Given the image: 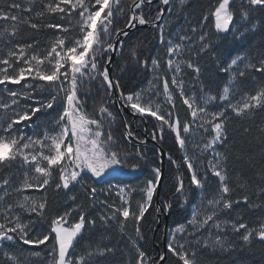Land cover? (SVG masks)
<instances>
[{
    "label": "snow or ice",
    "instance_id": "1",
    "mask_svg": "<svg viewBox=\"0 0 264 264\" xmlns=\"http://www.w3.org/2000/svg\"><path fill=\"white\" fill-rule=\"evenodd\" d=\"M180 2L183 3V0H180ZM245 2L248 8L264 7V0H241L239 16L242 23L236 28V32L239 33L238 36H234L236 39L243 38L248 31H255V25L249 27L250 13L244 7ZM162 3L169 5L170 0H162ZM234 3L235 0H217L214 10L210 13L214 17L215 29L218 33L227 35L233 30L236 16L232 9ZM151 4L152 0H132L130 5L131 15L125 27L134 26V22L140 25L150 23L146 19L143 7ZM120 5L121 0H87V2L86 0H55L54 3L49 2L44 6L46 12L60 13L62 14L61 19L65 15L71 16L73 12L78 13L79 19L76 28L79 35L70 41L67 37L56 38L43 56L27 54V50L31 49L33 44H16L13 46L15 50L9 49L7 54L0 58V65H3V67H0V85L4 86L3 91L7 92L12 98L10 103L0 101V109L4 112L9 110L12 112V115L7 118L0 115V170L12 168L17 164H19V168L23 169L22 182L17 187L12 188L11 191L9 190L12 183L10 177L0 181V191L3 193L0 195V216L5 221V223H0V241L11 242L19 239L24 244L31 245L45 244L51 238L55 241V246L53 248L54 259L50 264H94L97 257H104L113 249L110 247L97 248L82 255L76 254L78 238L82 237L86 225L94 227L96 220L88 218L82 206L75 203L77 199L75 195L69 196L73 206L69 207L63 214H59L50 220V233L36 239L29 237L30 224L21 223L20 215L13 213L15 208H19L29 215L34 213L43 219L47 207L46 197L41 201H37L31 196L25 195L22 200L16 201L15 205L7 203L6 198L11 196L12 192L23 193L25 190L33 188L46 192L47 188L53 184L55 191L68 193L77 185H82L84 176L87 174L100 179L110 171L116 172L129 168L131 154L121 148L110 130L108 132L104 131V120L110 118L109 123H111V120H114L113 113L104 104H101L98 109V117L89 116L85 111L84 93L81 92L82 86L98 78L101 81V87L104 88L109 97L112 96L114 90L120 88L119 80L114 81L111 78L109 68L101 65L103 55L109 51H114L116 48L113 37L118 39L120 35L127 36L126 31L114 27L116 16L125 13V9ZM14 10H21V5L11 3L7 6V9L0 8V20L12 22L11 29L5 27L0 30V40H3L6 44L11 43V40L6 39V37L17 35L19 31L16 26L17 23L27 24L31 29L38 30L40 27L37 23H33L30 17L21 19V17L12 14ZM23 11L31 12L32 8L29 7L23 9ZM44 15L45 11L36 12L37 17H43ZM161 16L162 12L158 13L156 19L159 20ZM207 19L208 16H205L204 20ZM155 26L160 31L159 42L164 44V29L159 24ZM46 27L62 29L64 32L70 30L62 25L52 23L47 24ZM192 31L195 32L196 29L193 28ZM194 43L192 38L187 35L180 36L178 42H173L171 39L167 41L169 57L167 67L172 71L171 84L179 89L183 104L190 111L191 122L186 121L182 124L179 116H174L172 111L162 112L159 104L154 105L151 96L149 99L144 100L139 92L126 95L120 92L116 100L122 101L124 106L130 107L141 116L154 117L161 122L158 133L154 132L152 135L153 139H157L158 135L160 139H163L164 126H167V129L175 134V141L180 149L185 152L187 151L188 136L182 135V133L190 134L193 131V125L197 130L202 129L205 133H214L207 142L194 144V148L198 149L197 156L203 155L209 150L213 154L206 171L203 173L197 171L196 157L184 155L183 163L191 174V185L200 189L201 192L204 189L209 172L218 178L220 185L219 198L208 200V205L214 210L210 214L204 215L203 219L199 218L202 215L199 210L193 212L189 221L192 231L189 232L184 226H180L175 230L177 233L192 238L189 243L204 248L223 249L227 244L221 235H216L212 239L211 232H209L208 237L203 238V243H201V236H198L197 233H200L206 227L215 228L218 232L230 227L231 231L235 233H240L243 229L245 234L242 235L241 239L244 243H250L254 234L256 238L264 242V223L258 229H248L245 223L232 220L221 221L217 218L220 212L232 209L233 204H238L240 201L228 199L232 191L228 183V157L216 151L217 146H224L228 140L227 122L229 118L226 113L229 110L236 117H243L264 108V86H261L255 94L244 93L236 103H232V99H235L241 91L237 76L239 78L245 77L249 69L264 74V59L256 64L247 60L244 56H237L231 60L227 68H221V71L229 72L235 66L236 71L232 73L228 84L223 88V92L218 98L219 101L224 102L220 110L209 111L208 105L217 100L216 96L203 94L199 98L196 96L188 97L183 89V81L177 80V74L181 72V64L185 63L180 57L184 55L186 50L191 51V46ZM199 45L200 50L197 55L211 48L212 45L208 41L207 33L199 36ZM131 55L135 57V51ZM110 62L111 58L109 57ZM21 63L23 66L16 68V65ZM151 63L153 66L159 67L156 59H152ZM45 64L49 67L45 68ZM240 64L244 65L243 69L239 68ZM146 65L147 61H144L142 66ZM186 66L193 69L197 74L200 73V68L194 66L191 62H187ZM10 69L12 70L11 74ZM29 78L33 82H29ZM157 79L163 80L164 93L174 109L175 104L172 103V97L169 93V81L163 77H157ZM22 81H24V84L21 85ZM9 84L21 85L29 91L25 93L10 91L7 87ZM201 91L203 92V90ZM35 93L46 94V99H36ZM154 95H158V93H154ZM22 99H31L36 106L28 105L26 106L28 110L20 111L19 105ZM116 100H110L109 102L116 103ZM13 106L17 107L13 108ZM213 107H215L214 104ZM57 108L58 118L45 125L41 133L26 135L16 127L23 122L32 120L36 113L57 110ZM131 135L132 133L128 132L125 139ZM141 143L144 142L141 141ZM140 155L137 152V156ZM169 159L171 160V157ZM172 162L176 163L174 160ZM139 167V164H132L131 170L135 171ZM152 171L154 179L149 180L147 186L143 189L146 200L138 206V212L132 211L129 202L123 197H121L123 201L121 207L108 204L107 200L99 201L101 205L112 209L111 215L105 213L100 216L102 224L106 226L109 221H115L118 213L119 216L123 217V221L120 222V228L123 231L124 222L131 217L137 225L135 228L136 235L140 236L139 222L151 206L154 192L161 179L160 168H154ZM183 188L184 184L181 179L176 191L183 195ZM86 191L88 198L96 201L97 188L91 186ZM123 191L124 189L119 190V192ZM260 194H264V188L260 189ZM243 200L247 203L249 197L244 196ZM185 203H187V198H185ZM165 206L171 207L168 203ZM73 213L78 215L75 222H71L69 219L73 216ZM210 221L212 222L211 225L209 224ZM131 243L137 253L136 264H144L145 252L140 250L134 240ZM227 246L231 247V245ZM167 250L173 256L178 257L182 264H197L196 252H189L185 243L175 241V236L173 241L168 243ZM164 259L165 257L161 255L160 260L163 261ZM9 260L13 264H18V260L14 256L9 257Z\"/></svg>",
    "mask_w": 264,
    "mask_h": 264
},
{
    "label": "trees",
    "instance_id": "2",
    "mask_svg": "<svg viewBox=\"0 0 264 264\" xmlns=\"http://www.w3.org/2000/svg\"><path fill=\"white\" fill-rule=\"evenodd\" d=\"M183 1L186 2L181 5L180 0H170V4L165 5V15L159 25L164 29L165 40L187 35L195 42L191 46L189 58L194 66L200 68V73L193 72L194 80L200 85V87H197L203 90V93L217 97L214 102L215 107L213 105L210 107L212 110L218 111L222 105L218 98L222 94L223 88L228 84L232 73L236 71L235 66L229 72L221 71V68H227L231 60L237 56H244L247 60L256 64H259V61L264 59V7L248 8V5L244 6L250 13L249 27L255 25V31H248L243 38L236 39L234 36L239 35L236 32V28L242 23L239 16L241 8V4L238 3L239 0H235L232 5V9L236 13L235 23L233 30L227 35L217 32L214 26V17L210 15L217 4V0ZM49 2L54 3L55 0H0V8L3 9H7V6L11 3H19L21 10H14L12 14L21 17V19L30 17L33 23L40 25L37 30L31 29L27 24L17 23L16 26L19 29L17 35L15 37H6V39L11 40V43L6 44L3 40H0V58H3L9 49L15 50L13 46L16 44H33V47L27 50V54L43 56L56 38L67 37L68 41L72 39L73 35L78 32L76 28L77 20L79 19L78 13L73 12L71 16L65 15L61 19L62 14L60 13L46 12L44 6ZM131 4L132 0H121L120 6L125 9V13L116 16L114 21L115 28H125ZM29 7L32 8L31 12L23 11V9ZM38 11H45V15L37 17L36 12ZM143 11L146 19L153 23L157 20L158 13H160V3L156 2L144 6ZM205 16H208L206 21L204 20ZM49 23L59 24L70 30L64 32L62 29L48 28L46 25ZM5 27L11 29L12 22L0 20V30ZM193 28L196 29L195 32L192 31ZM203 33H207L208 41L212 46L208 51L197 55L200 50L199 36ZM159 38L160 31L158 28L139 29L127 37L121 53L114 61L112 70L113 79L119 80L120 83V88L117 89L119 94L120 92L125 95L137 93L147 85L151 77V61L157 57L161 50ZM133 51L136 53L135 57L131 55ZM108 58V53L103 55L101 59L102 67L105 66ZM144 61H147L146 66H142ZM16 68H19V66L16 65ZM239 68L243 69L244 65L240 64ZM9 72L11 74L12 70L10 69ZM237 79L241 91L235 99H232V102H237L244 93L255 94L261 86H264V74L257 73L251 69L246 72L245 77L239 78L237 76ZM29 82L33 81L29 78ZM22 84H24V81L21 82ZM21 85L9 84L7 87L10 91L18 93L29 91ZM3 88L4 86L0 85V99H6L7 102L9 96L3 91ZM81 92L84 93L83 98L86 100L85 111L91 117H98V109L101 104H104L113 113L114 120H111V123H109L110 118L104 120V131L108 132L110 130L121 148L131 154L129 157V168L121 170L122 173L118 175L108 176L100 180L87 174L84 176V183L77 185L68 193L55 191L53 184L47 188L46 192L34 188L18 194L12 192V195L8 196L6 201L15 205L17 195L21 194L36 198L38 201L46 197L47 207L43 219L34 213L31 215L27 212L23 214V219H26L24 222L31 226L29 237L36 239L50 233V220L72 207L73 202L69 200V196L75 195L77 197L75 203L82 206L88 218L96 220L95 226L86 225L82 237L78 238L76 242L77 255L85 254L87 251H93L97 248L110 247L113 251L104 257H97L94 264H136L137 253L131 243L134 240L140 250L145 252L144 259L150 263L151 259L157 257L153 261V264H157L160 256L163 255L162 242L165 226L167 225L168 229H174L186 225L190 219L191 206L199 202H196L199 196L198 191L191 185L190 173L183 163L182 151L175 141L173 133L167 129V126H164L163 139H160L158 135L156 140L168 152L171 159L176 161L174 164L166 162L163 186L160 191V204L164 212L167 209L170 210L166 223L163 212H161V218L156 216L155 196L153 195L151 206L145 213L144 218L139 222V237L135 231L136 222L131 217L124 222L123 231L120 228V222L123 221V217L119 216L118 213L117 219L109 221L108 225L105 226L100 221V216L105 213L111 215L112 209L101 205L99 201L107 200L108 204L121 207L120 196L116 193L119 188H123L127 190V201L131 210L138 212V206L146 200L143 189L147 186V181L151 179L152 169L159 168L160 164L158 156L150 147L138 149L134 144L130 145L124 139L123 118L113 103L109 102L113 100V96L109 97L104 91L99 78L87 82L82 86ZM34 95L38 100L46 99V94L35 93ZM28 105L36 106L33 100L22 99L19 108L21 111L28 110L26 107ZM226 115L229 118L227 122L228 140L224 146H219L217 151L228 157V183L232 189L228 199L240 201V203H234L232 209L220 212L218 219L221 221L242 222L248 226V229H258L264 223V194H260V189L264 188V131H262L264 130V108L257 110L254 114L249 113L243 117H236L231 110ZM57 118L58 108L57 110L36 113L32 120L16 127L26 135H33V133H41L45 125L50 124L51 121ZM124 120L128 124L130 132L139 140L143 138L144 120L147 123L148 130L152 133H158L161 124L155 118L147 115L144 116L143 120L137 119L134 124H132V117L129 115L124 114ZM210 136L211 133L206 137L209 138ZM149 137L152 138L151 133ZM195 137H197V131L193 126L188 142V150L191 152L193 151L191 142L196 143ZM137 152L141 155L137 156ZM132 164H139L140 167L133 171L131 170ZM8 177L12 181L9 189L11 191L23 180V169L19 168V164L12 168L0 170V181ZM181 179L184 184L183 195L176 191ZM91 186L96 187L98 190L96 201L88 198L86 189ZM210 188H212V193L220 195L218 180L208 175L203 193H206ZM2 194L1 191L0 195ZM244 196L249 197L247 203L243 200ZM185 198H187V203H185ZM166 203L170 204L171 207H166ZM93 204L95 205L94 207L92 206ZM69 219L71 222H75L78 219V215L73 213V216ZM222 232V236L227 242L223 249L204 248L186 241L180 243H185L189 252H196L195 259L197 264H264V242H261L255 235H253L251 242L246 244L241 239L242 235L245 234V230L242 229L240 233H235L229 227ZM227 245H231V247ZM54 246L55 241L51 238L45 244L31 245H26L19 239L11 242L6 241L0 247V264H13L9 260V257L13 256L17 258L18 264H49L47 260ZM164 264H182V262L179 261L178 257L167 251V258Z\"/></svg>",
    "mask_w": 264,
    "mask_h": 264
},
{
    "label": "rangeland",
    "instance_id": "3",
    "mask_svg": "<svg viewBox=\"0 0 264 264\" xmlns=\"http://www.w3.org/2000/svg\"><path fill=\"white\" fill-rule=\"evenodd\" d=\"M86 2H87V0H86ZM185 2L186 1H183V3L180 2V4L181 5L182 4H185ZM238 3L241 4V0H239ZM244 6H247V3L246 2L244 3ZM214 26H215V24H214ZM78 35H79L78 32L75 33L73 35L72 39L75 38V37H77ZM72 39H70V40H72ZM170 39L173 42H178L179 37H172ZM168 40L169 39L165 40V43L164 44H161V47H160L161 50L159 51L157 57L155 58L158 61V63H159V67L157 68V67H155V66L152 65L150 80L148 81L147 85L141 91H139V93L142 94V97H143L144 100L149 99V97L151 96V99L153 100L154 105L155 104H159L162 112H164V113H167L169 111H172L173 114H174V116H179V118L181 120V123L183 124L186 121L187 122H191V119L192 118H191L190 111L188 110L187 106L183 104L182 98L180 96L179 89L175 85H172L171 84L172 71H170L168 69V67H167V60L169 59L168 53H167V47H168L167 41ZM107 53L109 54V52H107ZM189 53H191V51H187L186 50L184 52V55L182 57H180V59H182L183 61H185V63L181 64V72L179 74H177V80L178 81H183V89H184V92H185V95L186 96H188V97L196 96L197 98H199L201 95H203L205 93H203L198 88V87H200V85H198L195 82V80H194V73H193L194 70L191 69V68H188L186 66L187 62H191L192 63V61L189 58ZM18 66L19 67H22L23 64L21 63ZM0 67H3V65H0ZM48 67L49 66L47 64H45V68H48ZM157 77H163V78H166L169 81V93L171 94V97H172V103L175 104V108L174 109L172 108V104L168 102L167 95L164 93V90H163V80L162 79H157ZM154 93H158V95H154ZM6 94H8V93L6 92ZM11 99L12 98L9 96L7 102H6V99H3V100L0 99V101H4L6 103H10ZM214 102H213V104H214ZM222 103H224V102H222ZM232 103H236V102H232ZM213 104H209L208 105V110L209 111H214L210 107ZM16 107L17 106H13V108H16ZM19 110H20V108H19ZM137 114H139V113H137ZM0 115H3V116H5V118H7V117H9V116L12 115V112H11V110H9L7 112H4V110L0 109ZM194 128H195V126H194ZM196 131H197V137L194 138L195 141H196V143L191 142V144L193 146L192 147L193 148V151L191 152V151L188 150V144L186 145L187 151L186 152L184 150H181V151H182V156L183 157H184V155H188L189 157H196L197 158L196 169H197L198 172L203 173L204 171L207 170L208 162L212 159V155L213 154H212L211 150H209L208 152H205L203 155L197 156L198 149H195L194 148V144H200V143H203V142H207V140H209L211 138V136L209 138H207L206 136H208L209 133L203 132L202 129H200V130H197L196 129ZM182 135L188 136V142H189L190 134H183L182 133ZM211 135H214V133H211ZM173 137H175V134L174 133H173ZM126 141L129 144L131 143V141H129V140H126ZM141 141H142V139H141ZM143 147L146 148V147H150V146L148 144H143V145H140V147H137V148L138 149H141ZM218 147L219 146H217V148ZM217 148H216V151H217ZM120 173H122L121 170L116 171V172H111L110 171L108 174H106L105 176H103L100 179H104V178H106L108 176L118 175ZM208 175H211V173L209 172ZM211 176H213V175H211ZM150 177H151V179H154V173H153V171H152V174L150 175ZM190 177H191V174H190ZM213 177L216 178L215 176H213ZM100 179H97V180H100ZM151 179H149V180H151ZM216 179L218 180V178H216ZM21 182L22 181H20V183ZM19 184H17V186ZM146 185H147V183H146ZM120 189H123V188H119L118 189V192L116 194H118L120 196V199H121V197H123L125 200H127V196H128L127 195V192H126L127 190L124 189L123 192H119ZM197 191H198V195L199 196L196 199V202H198V201L199 202L196 203V205H192L191 206L190 219H189V221L191 220L192 214H193L194 211L199 210L202 213V215L199 217L200 219H203V216L204 215L210 214L214 209L211 206L208 205V203H207L208 200H215V199H218L219 198V195H217L215 193H212V188H210L206 193H203V191L201 192L200 189H197ZM15 193L18 194L17 192H15ZM154 194H155V192H154ZM23 196H25V195H23V194L17 195V201L18 200H22L23 199ZM35 200L38 201V199H36V198H35ZM122 203H123V201L121 199V202H120V205L121 206H122ZM17 213L20 215V218H21L20 219V222L23 223V224H27V223L24 222L26 219L25 220L23 219V214L26 213V212H23L19 208H15L13 214H17ZM217 218H219V216ZM189 221H188V223L186 225H183V226L186 228L187 231L190 232V231H192V227L189 224ZM0 223H5V221L3 220L2 216H1V219H0ZM211 223L212 222L210 221L209 224L211 225ZM9 226H11V225H9ZM176 228H174V229L171 228V229H168L167 230V245H168V243L170 241H173V237L174 236H175V241H178V242L186 241L187 243H189V240H191L192 238L187 237L186 235H184L182 233H177L175 231ZM209 232H211V238L212 239H214L216 235H221L222 236V234H223V232H218L215 228H208V227H206V228L202 229L200 233H197L198 236H201V242H203V238L209 236ZM13 235H15V234H13ZM4 242H6V241H0V247L2 246V244ZM53 259H54V256H53V251H52L51 252V255L49 256V259L47 260L49 262V264H50V262ZM144 264H150V263H149L148 260L144 259Z\"/></svg>",
    "mask_w": 264,
    "mask_h": 264
},
{
    "label": "water",
    "instance_id": "4",
    "mask_svg": "<svg viewBox=\"0 0 264 264\" xmlns=\"http://www.w3.org/2000/svg\"><path fill=\"white\" fill-rule=\"evenodd\" d=\"M156 2L160 3V12H162V16L159 20H156L155 23H148L145 25H140V24L134 22V26H128V27H125L123 29L124 31L127 32V36L120 35L118 37V39L116 37H113V42L116 43V48L114 51H109V57L111 58V62L109 63V58H108V61L105 64V66H107L109 68L112 79H113L112 70H113L114 61L119 56V54L121 53L127 37L131 33H135L139 29L157 28L155 25L160 24L162 22L164 15H165V5L162 3V0H152V4L156 3ZM145 6H147V5H145ZM130 15H131V11L129 10V16ZM118 95H119L118 90H114L113 94H112L113 100H116V97ZM113 105L115 106L116 110L121 115V117L123 118V123H124L123 135H124V139H125V137L127 136V133L130 132V129H129L128 124L124 120V114L132 117V124H134L137 119L143 120L144 117L133 112V110L130 107L124 106L122 101L116 100V103H113ZM150 133L153 135V133L148 130L147 123L144 120V133H143L144 139L142 140L144 143H141V140L136 139L133 136V134L125 140L131 141L130 144H134L136 147H140V145H143V144H148V145H150V149H152L156 153V155L158 156L159 164H160L159 168L161 169V179H160V181L156 187V190H155V194H154L155 200L154 201H155L156 216L161 218V212H163L165 223H166L170 210L167 209V211L164 212V210L160 204V191H161L162 186H163V175H164L165 164H166V162H170L172 164H174V163L172 162L173 161L172 159L171 160L169 159L170 156H169L168 152L165 151L161 147V145L157 142V140L149 137ZM167 230H168V228L166 225L164 228V237H163V242H162V252H163V256L165 257V259L163 261L159 259L157 264H164V262L167 258V251H168L167 250ZM159 255H160V253H159ZM155 258H157V257H155ZM155 258L150 260L151 264H153V261L155 260Z\"/></svg>",
    "mask_w": 264,
    "mask_h": 264
},
{
    "label": "flooded vegetation",
    "instance_id": "5",
    "mask_svg": "<svg viewBox=\"0 0 264 264\" xmlns=\"http://www.w3.org/2000/svg\"><path fill=\"white\" fill-rule=\"evenodd\" d=\"M143 138H144V137H143ZM143 138H142V139H143Z\"/></svg>",
    "mask_w": 264,
    "mask_h": 264
}]
</instances>
